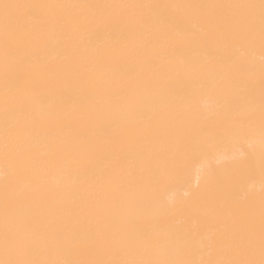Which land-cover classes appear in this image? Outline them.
Returning <instances> with one entry per match:
<instances>
[{
	"label": "bare ground",
	"instance_id": "6f19581e",
	"mask_svg": "<svg viewBox=\"0 0 264 264\" xmlns=\"http://www.w3.org/2000/svg\"><path fill=\"white\" fill-rule=\"evenodd\" d=\"M0 264H264V0H0Z\"/></svg>",
	"mask_w": 264,
	"mask_h": 264
},
{
	"label": "snow or ice",
	"instance_id": "6c2138e0",
	"mask_svg": "<svg viewBox=\"0 0 264 264\" xmlns=\"http://www.w3.org/2000/svg\"><path fill=\"white\" fill-rule=\"evenodd\" d=\"M5 7H7V5H5Z\"/></svg>",
	"mask_w": 264,
	"mask_h": 264
}]
</instances>
